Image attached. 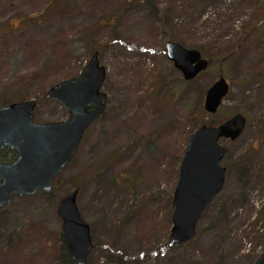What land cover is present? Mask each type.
<instances>
[{
  "label": "rangeland",
  "instance_id": "374dc122",
  "mask_svg": "<svg viewBox=\"0 0 264 264\" xmlns=\"http://www.w3.org/2000/svg\"><path fill=\"white\" fill-rule=\"evenodd\" d=\"M167 38L212 63L179 82ZM93 49L106 66L105 109L51 190L0 207V264H64L56 207L75 187L93 243L86 264H118L122 252L138 261L121 264H252L264 249V0H0V104L31 97L35 121L65 119L43 93ZM219 74L230 86L214 119L240 111L246 125L220 141L225 183L194 237L165 247L187 135L208 116L199 109Z\"/></svg>",
  "mask_w": 264,
  "mask_h": 264
},
{
  "label": "water",
  "instance_id": "95a60500",
  "mask_svg": "<svg viewBox=\"0 0 264 264\" xmlns=\"http://www.w3.org/2000/svg\"><path fill=\"white\" fill-rule=\"evenodd\" d=\"M164 50L185 80H191L209 63L198 48L180 41L167 39ZM105 73L106 66L93 49L78 74L47 87L43 97L61 103L68 112L65 119L35 121L37 100L31 97L0 104V150L8 146L16 155L7 163L0 161V207L9 204L13 196L52 189L57 175L76 154L86 129L105 109ZM229 86L225 75L219 74L205 89L202 103L206 113L215 114ZM246 120V115L237 111L215 124L204 122L188 133L172 191L168 246L194 237L201 212L225 183L226 168L221 160L227 147L220 141L237 138ZM77 193L75 187L64 194L56 209L67 252L76 264H86L93 243L89 223L77 208ZM252 264H264V249Z\"/></svg>",
  "mask_w": 264,
  "mask_h": 264
},
{
  "label": "trees",
  "instance_id": "16d2710c",
  "mask_svg": "<svg viewBox=\"0 0 264 264\" xmlns=\"http://www.w3.org/2000/svg\"><path fill=\"white\" fill-rule=\"evenodd\" d=\"M171 16H173L172 14H171ZM175 16V15H174ZM173 16V17H174ZM167 39H170V38H167ZM115 40H117V41H121L122 42V44L124 43L125 45H128V46H130V47H135L136 45L134 44H132V43H129V42H127V41H125V40H120L118 37H115ZM174 40V39H173ZM179 41V40H178ZM182 43V42H181ZM183 44V43H182ZM184 45V44H183ZM187 47H189V46H187ZM192 47V46H191ZM194 47V46H193ZM195 48H197V47H195ZM202 53H203V51H202V49H200V48H198ZM98 50V49H97ZM204 54V53H203ZM208 60H209V63H208V65L210 64V63H212V61H213V58H211V57H208L207 58ZM179 82H181V83H187L188 81H190V80H185V79H183V77L182 76H180L179 77V80H178ZM16 100H19V98H17ZM14 98H8L7 100H6V102H11V101H16ZM5 104V103H4ZM220 109V107L218 108V110ZM217 110V111H218ZM205 111H204V109H199V113H204ZM206 113V112H205ZM206 114H208V113H206ZM213 115L214 114H208V116L206 117V118H204V120L203 121H201L200 122V124H202V123H204V122H206L207 124H215L216 122H218L216 119H214V117H213ZM199 124V125H200ZM171 199H172V197L170 198L169 197V199H168V204H170V214H171V211H172V204H171ZM61 234V233H60ZM167 246V244L165 245V247ZM165 251V249L164 248H158L157 250H156V252L157 253H161V252H164ZM60 258H61V262L62 263H64V264H76L75 262H74V260L70 257V255H69V253L67 252V250H66V248H65V244H64V241H63V237H62V234H61V246H60ZM89 257V256H88ZM136 257V256H135ZM135 257H133V256H128V255H126L125 253H123L122 252V254H119V255H117V261H119L118 262V264H121L123 261H138V260H136L137 258H135ZM133 258H135V259H133ZM130 259H133V260H130ZM88 260V259H87Z\"/></svg>",
  "mask_w": 264,
  "mask_h": 264
},
{
  "label": "flooded vegetation",
  "instance_id": "af4514ba",
  "mask_svg": "<svg viewBox=\"0 0 264 264\" xmlns=\"http://www.w3.org/2000/svg\"><path fill=\"white\" fill-rule=\"evenodd\" d=\"M15 156V150L8 146L0 150V161L4 163L12 161Z\"/></svg>",
  "mask_w": 264,
  "mask_h": 264
}]
</instances>
